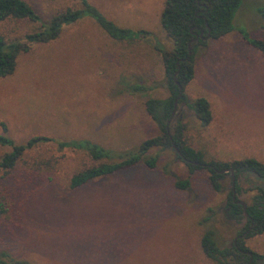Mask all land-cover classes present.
<instances>
[{"label":"rangeland","instance_id":"obj_1","mask_svg":"<svg viewBox=\"0 0 264 264\" xmlns=\"http://www.w3.org/2000/svg\"><path fill=\"white\" fill-rule=\"evenodd\" d=\"M25 1L42 22L79 6L74 0ZM88 1L117 25L147 31V38L115 40L84 18L20 53L14 71L0 78V131L5 124L16 143L45 135L127 152L161 133L145 100L169 95L158 50L173 46L159 22L165 0ZM263 3L242 0L234 30L197 51L185 100L167 121L168 129L183 123L186 143L206 160L264 162V58L243 39V33L264 39L257 11ZM42 22L10 18L0 22V33L23 41ZM124 81L147 90L133 92ZM197 97L210 104L206 126L186 103ZM56 141L27 150L10 169L0 167V252L31 264H218L201 248L204 231L211 229L218 246L228 247L245 222L225 214L230 176L222 179L223 191H215L206 170L190 174L172 148L146 153L157 156L153 168L139 162L73 188V174L101 161L83 150L60 149ZM10 149L0 145V158ZM177 179H188L189 186L175 187ZM238 183L237 197L245 203L256 186L264 187V179L248 173ZM245 244L264 255V233Z\"/></svg>","mask_w":264,"mask_h":264},{"label":"trees","instance_id":"obj_2","mask_svg":"<svg viewBox=\"0 0 264 264\" xmlns=\"http://www.w3.org/2000/svg\"><path fill=\"white\" fill-rule=\"evenodd\" d=\"M79 2L76 8H66L52 15L46 22H42L40 16L25 0H0V22L7 19H27L32 22H42L40 27L26 34L23 41L10 40L0 33V78L11 74L16 66V60L20 53L27 52L34 43H47L56 39L64 26L73 24L81 19H92L109 37L119 41H134L146 39L148 32L145 30H132L121 27L107 18L95 5L88 0H74ZM242 0H165L160 13L159 22L172 40L171 49H160L166 86L169 95L165 98L148 97L145 100V108L149 116L160 125L161 133L143 140L135 150L127 152H114L101 145L87 140H62L56 141L45 135H35L23 143H16L7 135V127L2 124L0 131V145L9 146L10 151L0 158V167L10 169L15 166L18 159L33 147L56 141L60 149L72 148L85 151L92 160L101 161L96 165L82 169L70 178V186L80 187L85 183L117 171L133 167L143 162L147 167L153 168L157 156H147L152 148L159 150L172 148L178 152L175 154L186 165L188 172L206 170L208 181L215 191L221 192L224 187L222 179L230 175L232 169L235 176V186L231 185L227 192L225 214L234 220L244 219L245 222L237 235L236 241L228 247H219L211 229L205 230L200 245L207 257L218 264H257L264 260V255L257 253L245 244V239L264 233V187L256 186V192L246 202L244 209L241 203L236 202L237 194L242 188L238 183L241 174L248 173L264 179V162L247 157L230 161L206 160L201 150L194 149L186 143L184 138V124L177 122L172 129H167V121L178 102L185 100V95L176 82L183 88L194 77L195 55L200 46H207L209 40H218L233 31L232 20L240 7ZM264 19V3L257 9ZM202 32V38L193 40ZM242 35V34H241ZM245 42L257 49L264 58V39L250 38L243 33ZM178 72L176 73V71ZM175 78H174V74ZM133 84V85H130ZM124 86L131 88L133 92H142L147 87L141 83L123 82ZM130 91V90H128ZM186 102V101H185ZM187 106L199 120L202 126H206L212 120L209 101L205 97H197L187 101ZM170 130V132H169ZM175 187L186 189L189 186L188 179H177ZM233 190L236 198H232ZM0 264H31L26 259L15 258L9 253L0 252Z\"/></svg>","mask_w":264,"mask_h":264},{"label":"water","instance_id":"obj_3","mask_svg":"<svg viewBox=\"0 0 264 264\" xmlns=\"http://www.w3.org/2000/svg\"><path fill=\"white\" fill-rule=\"evenodd\" d=\"M202 36H203V35H202V32H201L199 35H196L195 38H194L193 40H197L198 38H202ZM177 72H178V70L176 71V73H177ZM176 73L174 74V78H175ZM176 84L178 85V87H179V89H180V94H179V95H181L182 92H183V87H182L178 82H176ZM173 114H174V111H172V113H171V115H170V118H169V121H170V119L172 118ZM166 128L168 129V125H166ZM173 147H174L175 151L178 152V150H177V148L175 147V145H173ZM228 170L230 171V174H231L232 186L234 187V186H235V176H234V171H233L232 169H228ZM221 172H227V170L224 169V170H222ZM232 197H233V198L235 197V191H234V190H233V195H232ZM236 202L241 203L244 209L246 208V203H245L244 201H242V200H237ZM239 237H241V235H240Z\"/></svg>","mask_w":264,"mask_h":264},{"label":"flooded vegetation","instance_id":"obj_4","mask_svg":"<svg viewBox=\"0 0 264 264\" xmlns=\"http://www.w3.org/2000/svg\"><path fill=\"white\" fill-rule=\"evenodd\" d=\"M175 108H176V105H175ZM175 108H174V110L173 111H175ZM172 113V112H171ZM170 118V117H169ZM229 170H227V172H228ZM230 176V181H231V174L229 175ZM231 185H232V181H231ZM235 191V190H234ZM232 195H233V193H232ZM233 198V197H232ZM234 198H236V191H235V197ZM237 200H241V199H237ZM236 200V201H237ZM241 236H243L242 234H240ZM237 237H239V235H237L236 237H235V239H234V241L233 242H235L236 241V239H237Z\"/></svg>","mask_w":264,"mask_h":264},{"label":"crops","instance_id":"obj_5","mask_svg":"<svg viewBox=\"0 0 264 264\" xmlns=\"http://www.w3.org/2000/svg\"><path fill=\"white\" fill-rule=\"evenodd\" d=\"M220 39H222V38H220ZM219 40V39H218ZM218 40H215V41H218ZM211 41H213V40H211ZM201 48H204V50L206 51V46H200V48L198 49V51L201 49ZM205 58H206V54H205ZM206 61V60H205ZM205 65H206V63H205ZM224 68H226V67H224Z\"/></svg>","mask_w":264,"mask_h":264}]
</instances>
